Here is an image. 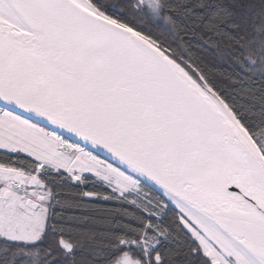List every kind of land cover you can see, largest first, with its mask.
<instances>
[{"label":"snow or ice","instance_id":"1","mask_svg":"<svg viewBox=\"0 0 264 264\" xmlns=\"http://www.w3.org/2000/svg\"><path fill=\"white\" fill-rule=\"evenodd\" d=\"M0 264H264V0H0Z\"/></svg>","mask_w":264,"mask_h":264}]
</instances>
